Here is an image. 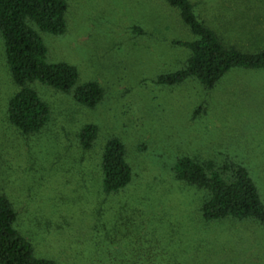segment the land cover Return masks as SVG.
I'll list each match as a JSON object with an SVG mask.
<instances>
[{"label": "rangeland", "instance_id": "obj_1", "mask_svg": "<svg viewBox=\"0 0 264 264\" xmlns=\"http://www.w3.org/2000/svg\"><path fill=\"white\" fill-rule=\"evenodd\" d=\"M190 1L227 44L264 50V0ZM66 3L63 35L36 31L47 63L75 67L78 86L99 85L94 108L34 82L48 122L37 134L15 129L7 110L17 87L0 35V194L34 255L56 264H143L144 254L161 252L177 264H264L260 226L204 222L206 194L174 175L186 157L238 163L264 203V71L231 70L211 90L195 79L159 85V76L181 70L189 57L175 43L193 40L176 10L162 0ZM87 125L98 133L84 151L79 135ZM112 138L125 148L132 179L106 195L100 161Z\"/></svg>", "mask_w": 264, "mask_h": 264}, {"label": "trees", "instance_id": "obj_2", "mask_svg": "<svg viewBox=\"0 0 264 264\" xmlns=\"http://www.w3.org/2000/svg\"><path fill=\"white\" fill-rule=\"evenodd\" d=\"M176 10L193 40L176 42L189 51L181 70L157 78V84L175 86L195 79L211 90L231 70L264 71V50L250 53L224 42L203 22L190 0H162ZM66 0H0V35L6 63L17 92L8 103V121L25 135L37 134L46 125L49 106L31 89L39 82L60 93H72L81 106L94 108L103 97L97 83L77 85V69L66 63L50 64L47 49L36 30L54 36L66 32ZM96 126H85L79 135L82 149L89 150L97 138ZM100 168L106 195L124 190L132 179L120 140L109 139L102 150ZM175 178L206 194L200 213L204 222H252L264 230V203L248 171L238 163L216 166L182 158L174 167ZM17 214L11 201L0 194V264H56L34 255L30 242L15 228ZM154 231L158 232L155 228ZM164 232V231H163ZM165 233V232H164ZM155 257L157 259L155 260ZM143 264H177L162 252L144 254Z\"/></svg>", "mask_w": 264, "mask_h": 264}]
</instances>
